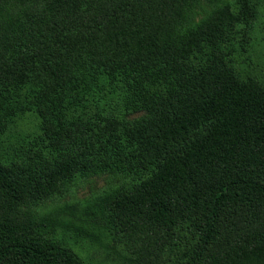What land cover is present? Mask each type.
<instances>
[{"label":"trees","instance_id":"trees-1","mask_svg":"<svg viewBox=\"0 0 264 264\" xmlns=\"http://www.w3.org/2000/svg\"><path fill=\"white\" fill-rule=\"evenodd\" d=\"M260 1L0 0V264H85L49 236L76 209L35 208L103 173L80 226L264 264V76L235 62Z\"/></svg>","mask_w":264,"mask_h":264},{"label":"rangeland","instance_id":"rangeland-1","mask_svg":"<svg viewBox=\"0 0 264 264\" xmlns=\"http://www.w3.org/2000/svg\"><path fill=\"white\" fill-rule=\"evenodd\" d=\"M208 11L209 7H205L204 12L196 14L195 20L206 15ZM235 62L236 70L241 73L264 76V0L259 2L248 50L235 58ZM121 185L124 183L120 178L106 173L75 177L63 186L61 192L39 203L35 208V216L40 217L59 209L62 211L66 206L75 208V215L69 214L70 208L62 211L64 214L56 215L68 219L76 227L73 225L68 228L56 227L49 236L73 249L85 264H174L182 248L188 249L194 243L193 234L192 237L189 233L180 236V241L177 239L180 243H177L173 250L165 248L157 255H149L145 254V250L149 249L152 242L149 238L137 236L136 240H131L124 231L114 235L110 230L102 231L99 226L98 228H92V225L80 226L84 222L75 217L80 215L78 209Z\"/></svg>","mask_w":264,"mask_h":264}]
</instances>
